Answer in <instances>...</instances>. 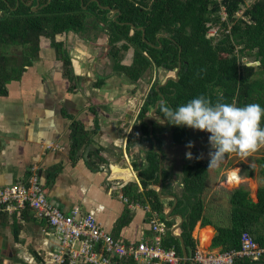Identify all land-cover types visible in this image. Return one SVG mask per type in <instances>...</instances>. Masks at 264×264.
Masks as SVG:
<instances>
[{"label": "crops", "instance_id": "0c3cea01", "mask_svg": "<svg viewBox=\"0 0 264 264\" xmlns=\"http://www.w3.org/2000/svg\"><path fill=\"white\" fill-rule=\"evenodd\" d=\"M63 37L71 36L57 35L60 49L43 38L38 58L25 67L18 79L7 84L5 94H0V188L25 183L30 169L38 167L52 205L66 214L79 207L82 213L94 216L116 240L138 242L151 234L147 210L152 209L149 204L131 201L123 189L135 184L139 192L143 191L140 172L146 166L147 151L151 147L156 151V146L162 153V172L159 174V166V183L148 188L156 190L164 205L165 219L172 218L170 222H174L172 227L180 223V217L184 221V216L175 212L183 195V168L209 162L210 146L205 138L210 134L201 136V131L195 130L200 138L194 140L192 129L185 126L190 133L188 143L195 145L188 149V143L173 139L167 122L157 120L155 141L149 131L152 143L147 142L137 111L143 102L142 92L136 90L141 79L132 83L126 76L114 73L106 49L108 36L104 41L99 38L98 42H78L74 46L64 44ZM103 48L106 52L100 58ZM62 56L69 58L67 63ZM75 123L83 127L87 136L80 157L73 160ZM202 139L205 145H200ZM201 153L204 158L196 159ZM237 158L246 159L230 154L218 168L208 169L203 199L205 214L212 223L224 219V224H229L225 214L229 205L227 191L244 186L252 194L254 183L257 193L256 179L242 175V167L235 165L239 161L233 163ZM215 234L214 224L202 226L199 222L192 233L196 248L203 253L222 251L212 247ZM58 247L56 234L31 209L0 212V264H51ZM25 252L32 259H22Z\"/></svg>", "mask_w": 264, "mask_h": 264}, {"label": "trees", "instance_id": "16d2710c", "mask_svg": "<svg viewBox=\"0 0 264 264\" xmlns=\"http://www.w3.org/2000/svg\"><path fill=\"white\" fill-rule=\"evenodd\" d=\"M0 0V94H5L7 84L18 79L38 58L40 43L49 39L57 49V35L87 31L88 18L95 16L108 25L111 57L114 68L124 73L126 78L137 83L144 73L153 66L173 71L179 67L178 81H169L160 89L165 104L175 109L189 100L203 94L213 103H234L244 106L257 103L264 107V0L245 7L246 0ZM39 3V7L37 4ZM101 6L119 10L117 21H109L107 11ZM225 7L227 18H223L221 8ZM37 7L36 11L32 8ZM243 9V10H242ZM98 11V12H97ZM242 11V15L238 13ZM143 28L145 37H143ZM211 29L216 33L208 36ZM133 32V33H131ZM159 34L165 36L158 37ZM122 42L121 46L118 43ZM20 46L21 60L9 63L5 50ZM134 48L130 66L122 65L123 53ZM147 54V55H145ZM67 56H62L68 62ZM244 59L259 62L248 66ZM222 98V99H221ZM160 99L153 86L140 114L143 119L151 107ZM172 125V124H171ZM264 127V118L261 121ZM173 139L180 144L190 140L187 128L172 126ZM142 129L149 137V126L143 122ZM72 158L81 155L87 133L79 123L73 125ZM147 141V142H149ZM228 156V155H226ZM250 161H241L242 175L259 181L256 199L250 189L240 186L227 191L229 205L224 219L212 223L205 214L203 192L208 175V163L187 164L183 168V195L175 209L184 216L181 235L186 246L193 253L196 242L193 230L200 222L202 226L212 225L216 234L213 248L223 251L239 249L241 235L249 232L264 246V148L258 157L249 156ZM159 154L151 147L146 153V166L140 172L143 191L135 184L124 188V194L131 201L143 206L149 204L160 214L169 228L174 222L167 221L164 205L156 190L148 188L157 185L156 176L160 166ZM205 215H207L205 217ZM166 248L175 247L182 257L180 242L168 230L164 238ZM179 264H183L180 261ZM188 264H196L189 261ZM233 264H264V258L253 261L238 258Z\"/></svg>", "mask_w": 264, "mask_h": 264}, {"label": "built area", "instance_id": "2783aa9c", "mask_svg": "<svg viewBox=\"0 0 264 264\" xmlns=\"http://www.w3.org/2000/svg\"><path fill=\"white\" fill-rule=\"evenodd\" d=\"M210 31L216 33V29ZM30 173L25 183L0 188V212L14 213L29 208L38 220L47 222L59 240L51 264H179L182 261L175 247L164 246L169 229L158 212L147 210L149 236L138 242H122L107 234L94 216L82 213L79 207L66 214L52 205L41 183L39 168L32 167ZM238 258L260 260L264 258V246L244 232L239 249L203 253L196 248L191 261L233 264Z\"/></svg>", "mask_w": 264, "mask_h": 264}, {"label": "clouds", "instance_id": "9594fccd", "mask_svg": "<svg viewBox=\"0 0 264 264\" xmlns=\"http://www.w3.org/2000/svg\"><path fill=\"white\" fill-rule=\"evenodd\" d=\"M158 108L170 124L187 126L210 134L209 169L218 168L226 155L236 154L247 158L264 148V127H261L264 107L257 103L244 106L222 103L219 100L213 103L209 97L201 94L175 109L164 102H161ZM159 118L160 116H157V119ZM194 146L191 141L186 145L188 149ZM187 156L189 159L193 158L191 151ZM203 158V153L196 157ZM22 259L28 261L32 258L25 252Z\"/></svg>", "mask_w": 264, "mask_h": 264}, {"label": "rangeland", "instance_id": "374dc122", "mask_svg": "<svg viewBox=\"0 0 264 264\" xmlns=\"http://www.w3.org/2000/svg\"><path fill=\"white\" fill-rule=\"evenodd\" d=\"M256 1H258V0H246V2H245V6L243 7V8H245V7H248V6H251V5H253ZM243 10V9H242ZM224 12H226V9H225V7L223 6L222 8H221V15L223 16V18L225 19V18H227V16L226 15H224L223 13ZM242 15V11L241 12H239L238 13V16H241ZM95 21L94 20H91V19H88L87 20V24H86V26H87V31L85 32V33H83V34H76V33H74V32H70L69 33V35L71 36L70 38H66L65 37V39H64V37H63V39H62V41L64 42V44H68V45H77V43L79 42V43H86V44H90L92 41L93 42H98V39L99 38H101V41H104V38H105V34H106V32H103L102 31V29H98V28H96V27H94L95 26ZM212 30V29H211ZM213 34L211 33V31H209V33H208V36H212ZM75 39V40H74ZM107 39V38H106ZM74 40V41H73ZM73 43V44H72ZM122 45V42H119L118 43V46H121ZM23 51V48L22 47H20V46H11V47H8L6 50H5V55L8 57V62L9 63H19L20 62V60H21V52ZM125 58H124V64H126L127 66H129V64H131L132 63V60H133V50H130V51H128L127 53H125ZM104 57V56H103ZM158 72V71H157ZM119 73V72H118ZM123 73V72H122ZM120 74V73H119ZM166 74L164 73V72H162V71H160L159 73H157L156 74V72H154L153 70L152 71H150V70H148V71H146L145 73H144V75H143V77L141 78V80H140V83L139 84H137L138 86H144V88H149L150 87V85L152 84L151 82H153L154 81V77L159 81V82H161L163 79H164V76H165ZM122 76L124 77L125 75H124V73L122 74ZM157 105V103L155 104V106ZM194 132H196L194 129H192V131H191V134L193 135V138H194V140H195V138H200L199 136H198V134L199 135H205V133L206 132H202L201 131V134L200 133H195L194 134ZM172 135H173V129H172ZM209 137V136H208ZM206 140H207V142L209 143V140H208V138H205ZM205 145L206 143L203 141V139H202V141L200 140V145ZM209 146L210 145H208V148H209ZM208 148H205V149H208ZM261 150H262V148L260 149V150H258L257 152H255L254 154H252V156H254V157H258V156H260V154H261ZM210 151V148L208 149V152ZM250 157H247L246 159H245V161L244 160H240L239 158H237V160L235 159L234 161H233V163H235V162H237V161H244V162H248V161H250V159H249ZM239 162L238 163H235V165L236 166H239V167H242V165L241 164H239ZM255 181V180H254ZM257 181V180H256ZM257 184L259 185V181H257ZM253 190H254V192L252 191V197L254 198H256V194H255V189H256V185L253 183ZM179 232H181L180 230H179Z\"/></svg>", "mask_w": 264, "mask_h": 264}, {"label": "flooded vegetation", "instance_id": "af4514ba", "mask_svg": "<svg viewBox=\"0 0 264 264\" xmlns=\"http://www.w3.org/2000/svg\"><path fill=\"white\" fill-rule=\"evenodd\" d=\"M91 1H93V0H91ZM39 7V6H38ZM101 8L103 9V10H105V11H107V13H106V16H107V18L109 19V21H117V19H118V16H119V10H114V8H112V7H110V6H101ZM98 12V11H97ZM88 19H91V20H94L96 23H95V26L94 27H96V28H100V29H102V31L103 32H106V36H108V42H107V47H106V49L108 50V53L110 54V59H111V61L113 62V60H112V57H111V52H112V48H113V46H112V44L110 43V35H109V30H108V25L105 23V22H103L102 20H100V19H98L97 17H95V16H92V17H90V18H88ZM70 33V32H69ZM131 33H133V32H131ZM77 34V33H76ZM163 37V36H165V35H163V34H159L158 35V37ZM93 42V41H92ZM105 48H103V50L101 51V56H100V58H102L103 57V54L106 52L105 50H106ZM130 50H133V57H134V48L133 47H131L128 51H130ZM128 51H126V52H124L123 53V58H122V65H124V66H127L126 64H124V58H125V53H127ZM145 55H147V54H145ZM133 61V60H132ZM132 64V63H131ZM131 64H129V66L131 65ZM112 65H114V62H113V64ZM128 67V66H127ZM178 68H180V70H181V62H179V67ZM178 68H176L175 70H173V71H168V70H166V69H164L162 66L161 67H156V66H153V67H151L150 69H148V70H150V71H154V72H156V74L157 73H159L160 71H162V72H164L166 75L164 76V79L161 81V82H159L155 77H154V81L153 82H151L152 84L150 85V87L147 89V88H145L144 89V86H139L136 90H139L140 89V91L142 92V101L143 102H141V104L138 106V121H140V123H141V125L143 126V122H146L147 124H148V126H149V131H151V128H150V125H149V122L148 121H146V118L147 117H150L151 116V112H152V110L156 107L155 105H154V107H151L150 108V110L148 111V113L146 114V116L143 118V119H141L140 118V114H141V112H142V110H143V108H144V105H145V102H146V100H147V97H148V94H149V92H150V90H151V88L153 87V86H155V89L159 92V95H160V99L159 100H157L156 101V103L159 105L161 102H159V101H162V97L164 98V103H165V101H166V99H165V97L162 95V93L160 92V89L162 88V87H164L165 85H167L168 84V82L169 81H175V80H173L175 77H176V72H177V70H178ZM147 70V71H148ZM158 71V72H157ZM114 73L115 74H119L118 73V71H117V69H115L114 68ZM123 73H120L119 75H122ZM143 77V76H142ZM141 77V78H142ZM178 77H179V75H178ZM140 78V79H141ZM139 79V80H140ZM165 84V85H164ZM159 85H162L159 89H157V86H159ZM162 96V97H161ZM159 102V103H158ZM155 103V104H156ZM156 115L157 116H160V118L159 119H157V117H156V121L155 122H152V124H153V127L155 128V126H158L157 124L159 123L157 120H162L163 122H165L162 118H164L163 116H162V113H160V111H159V108L157 107V110H156ZM166 122H167V120H166ZM167 124L170 126V127H172L173 125H171L169 122H167ZM174 126H176V125H174ZM180 127H183V126H180ZM184 128H185V126H184ZM173 129V128H172ZM190 134V133H189Z\"/></svg>", "mask_w": 264, "mask_h": 264}, {"label": "water", "instance_id": "95a60500", "mask_svg": "<svg viewBox=\"0 0 264 264\" xmlns=\"http://www.w3.org/2000/svg\"><path fill=\"white\" fill-rule=\"evenodd\" d=\"M51 0H49L48 3H50ZM39 6V3L37 4V7ZM37 7H34L32 8L33 11H36L37 10ZM142 31H143V37H145V31L143 28H140ZM244 62L248 65V66H257L259 65L260 63L259 62H255V63H250L247 59L244 60ZM179 72H180V68H178L177 72H176V77L173 79L175 81H178L179 80ZM165 85V84H164ZM162 85H159L157 86V89H159ZM162 97V96H161ZM159 102H164V98L162 97V101H159ZM158 102V103H159ZM157 107H158V104L156 105V107L152 110L151 112V116L150 117H147L146 118V121L149 122V125H150V128H151V131H150V136L152 138V140L155 141L154 137H153V132H154V127H153V124L152 122H155L156 120V110H157ZM165 122H166V119L165 118H162ZM156 143V142H155ZM155 149L156 151L159 153L160 155V159H161V162H160V171H159V174L162 172V153L157 149V147L155 146ZM88 153H89V148L86 149L85 153H84V157L87 158L88 156ZM161 185H162V181L160 182ZM173 211V209L169 212V214H171ZM169 221L172 220V218H167ZM181 221L180 223H178L177 225H175L174 227H172L171 229V233L172 235L177 238L180 242V246H181V251H182V261H183V264H188L189 261H191L192 259V256H193V252L192 250L186 246L185 244V241H184V238L182 237V235L178 232V230L180 229L182 223H183V218L180 217Z\"/></svg>", "mask_w": 264, "mask_h": 264}, {"label": "bare ground", "instance_id": "6f19581e", "mask_svg": "<svg viewBox=\"0 0 264 264\" xmlns=\"http://www.w3.org/2000/svg\"><path fill=\"white\" fill-rule=\"evenodd\" d=\"M216 1H218V2H222L223 0H216Z\"/></svg>", "mask_w": 264, "mask_h": 264}]
</instances>
